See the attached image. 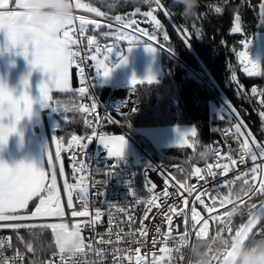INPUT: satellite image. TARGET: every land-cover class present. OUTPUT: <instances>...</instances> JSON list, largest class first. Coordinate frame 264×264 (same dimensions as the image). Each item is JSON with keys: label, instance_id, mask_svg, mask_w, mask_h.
<instances>
[{"label": "built area", "instance_id": "2783aa9c", "mask_svg": "<svg viewBox=\"0 0 264 264\" xmlns=\"http://www.w3.org/2000/svg\"><path fill=\"white\" fill-rule=\"evenodd\" d=\"M73 15L75 17L84 15L85 18L121 27L102 17L87 14L75 8ZM75 24L78 28V19ZM89 37L90 35L85 32L82 35L77 32L75 38L79 42L75 51L80 55L74 64L79 87L90 86L89 92L85 94V105L88 111L84 115V125L90 130L89 137L92 139L89 142V137H80L81 142L86 146L79 149L74 143L69 147L72 137H79L78 135L72 134L69 138H59L60 153L65 156L69 165V184L77 185L83 177L80 187L73 189V207L76 210H84L82 204L86 201L90 213L89 217L72 218L70 216L71 209L67 208L66 195L63 192L67 216L62 220L69 223L70 227L73 222L89 221L81 230L85 248L83 252H79L75 256L60 253L57 249L44 264H135L136 255L144 256V264H151L154 256L158 264H192L193 257L190 249L199 239L210 237L217 232H219L217 235L231 239L235 231L238 230L239 224L249 218L251 212L257 211L261 203L264 202V194L257 192L254 195L250 192L243 198L233 200L232 204L221 206L219 203V200L226 196L223 188L240 179H243L242 185H246L244 179H248L249 183H254V188H258L259 178L264 175V172L258 171L257 180L252 181L250 170L264 164V158L258 156V159L253 162L250 156H244L243 163H240L242 159L241 145L245 139H248L249 145L254 151L258 152L259 149L253 144V139L248 135L249 132L244 128L241 120L232 111L230 103L221 99H219L221 105L214 107L212 120L224 122L225 126L218 135L211 138L208 160L188 169L183 163L175 162L178 158L166 162L165 158H157L150 154L144 147L136 143L126 129L117 124V116H121L120 113L129 115L140 110L142 103L135 88L117 86L108 89L104 95H101L94 84L96 76L91 62V48L94 46L109 53L112 57L118 55L119 52L104 41L88 45ZM109 48L111 51L108 50ZM81 59L83 64L80 63ZM81 68H83V72H81ZM93 102L97 104L95 109L91 108ZM43 116L46 118V112H43ZM222 116L225 118L221 119ZM238 124L241 126V132L244 133L242 136L236 133ZM106 127L117 129L126 135L137 146V150L141 154L140 158L138 160L119 159L117 168L112 169L113 164L117 163L116 158L109 157L107 149L99 144V138L106 131ZM54 128H57L56 125ZM259 142L264 145V139ZM227 157H231L237 163L230 164ZM218 161L220 164L229 163L230 170L226 174L220 167H213L212 171L216 175L214 177L206 176L204 180H200L192 174L193 170L198 167L202 170L203 175L207 172L209 165H216ZM81 162H84L85 165L83 169H81ZM178 182L193 187L195 191L189 196L186 191L180 188ZM153 184L155 188L151 187ZM217 185H220L219 189H217ZM81 188L84 189V200L78 197ZM200 192L207 193L201 197L205 201L204 205L195 201V196ZM153 197L157 198L156 202L159 207L154 205L150 207L147 203ZM185 198L189 201L187 205L183 203ZM213 199L216 200V205L212 213H209L205 205L211 206ZM252 205H256V208L253 209ZM173 206L183 214L180 216L171 214V224H169L165 217L170 214L169 209ZM193 206L196 207L202 218L209 220L208 234L199 238L192 230L191 208ZM233 207L236 211L231 220L223 226L210 219L212 215L225 216L226 211H232ZM97 209L100 210L101 217L93 224L90 221L95 219ZM146 216L147 219H145ZM129 217H132L133 220L130 221ZM229 226L233 229L231 234L221 230ZM198 227L199 225H197V230ZM157 228H159V232L155 231ZM144 229L147 230L146 238L139 235ZM186 229L188 236L181 239ZM132 233L135 235L130 236L129 234ZM165 236L168 237L167 240L164 239ZM232 246L233 243L231 248ZM161 248H167L170 251L161 252ZM137 249H139L138 252ZM114 253L115 255H113ZM129 253H135L130 260L128 259ZM120 255H123L125 259L120 261ZM0 264H29L24 253L10 252L8 240L2 233H0ZM214 264H216L215 260Z\"/></svg>", "mask_w": 264, "mask_h": 264}, {"label": "trees", "instance_id": "16d2710c", "mask_svg": "<svg viewBox=\"0 0 264 264\" xmlns=\"http://www.w3.org/2000/svg\"><path fill=\"white\" fill-rule=\"evenodd\" d=\"M82 1L104 12L106 19L111 21H115L117 16L133 14L136 10L153 11L156 14L162 31L155 35L149 30L148 34L157 36L154 40L171 54L163 49L158 50L157 80L152 84L144 83L135 87L142 103L140 110L117 116V120L121 127L127 126L132 130L174 125L194 126L195 149L165 152L168 156L166 162L178 158L175 162L183 163L191 169L193 165L208 159L211 138L218 135L225 126L223 122L212 120L213 108L221 105L219 99L230 103L233 112L241 117L257 141L264 139V60L262 74L253 76L249 74L245 57L240 56L241 52L250 55L248 44L262 31L259 12L261 0H197V7L190 11H186L185 5L178 0H159L158 3L157 0ZM96 22L100 24L97 29L90 25L84 32L96 41L112 43L117 40L114 35L106 34L109 24ZM237 27L239 30H234ZM78 89L74 69L72 89L50 93L48 108L51 119L58 124V136L68 138L77 134L85 138L90 135L84 125L86 98ZM98 91L101 95L106 93V90L100 88ZM61 158L67 181L68 161L64 156ZM47 166L51 175L48 161ZM242 181L240 179L223 188L224 194L233 200L247 196L250 189L254 188V183L242 185ZM47 193L45 191L34 198L17 214L23 216L31 213ZM19 224L25 226L0 228V233L8 240L10 252L24 253L29 264H44L57 250L52 229L44 223ZM260 239H264V223L249 243ZM29 247L32 251H29Z\"/></svg>", "mask_w": 264, "mask_h": 264}, {"label": "snow or ice", "instance_id": "6c2138e0", "mask_svg": "<svg viewBox=\"0 0 264 264\" xmlns=\"http://www.w3.org/2000/svg\"><path fill=\"white\" fill-rule=\"evenodd\" d=\"M29 0H0V33L3 34L4 40L7 45V50L12 52L15 49L16 55H22L28 63L31 65L33 69H39L43 72L45 79L39 85V95L34 100L29 94V79L27 77L22 81L23 90L17 92L16 90L10 89L7 84H5L2 80H0V144H6L9 136L17 131V124L24 117H31L33 114V104L39 103L41 107L48 108V101L50 100L49 92L51 87H57L60 91H69L70 89V71L76 63V58L79 57L80 53L77 51H73V46L78 45V39L74 38L77 36V32L79 34H83L85 31V26L88 24H96V22L86 20L84 15H80L79 17H75L74 15L64 21H58L53 26H48L43 23L37 24L34 23L30 14L24 10V4L28 3ZM159 0H157V3ZM76 9H86L90 13H95L98 17H103L105 15L104 12L99 11L95 7H91L88 4H82L80 0H74ZM19 9V10H18ZM219 11V9H217ZM146 16H152L151 12L145 13ZM79 20V27L76 28L75 22ZM155 20V17H152ZM117 21L121 20V17H116ZM159 22L157 21V24ZM99 27V25H96ZM236 31L239 30L237 27L234 29ZM147 35V33H145ZM149 39H154V37L149 36ZM93 38L89 37L87 39V44H94ZM147 50L150 52H156V49L151 45L146 46ZM132 47H129L127 51H131ZM4 47L0 46V51H3ZM111 51V49H108ZM97 51L99 49L97 48ZM119 52V50H117ZM247 53L241 52V57H247ZM92 60H97L96 56L91 57ZM108 58L105 57V60ZM112 59H118L119 63L112 66H107L104 61H97L96 67L99 71L102 69V75L104 77H109L114 69V67H119L120 64L127 63V56L123 53L115 55ZM80 63L83 64V60H80ZM79 66V65H77ZM83 72V68L80 69ZM250 75L256 74L253 72L249 73ZM153 77L149 76L147 78V83L152 84ZM137 83H143V80L138 81L135 76H133L131 80V84L135 85ZM89 87L81 86L78 89L81 95H85L86 92H89ZM255 92V89H253ZM264 95V94H262ZM94 100V99H93ZM97 104L95 102L92 103L91 108L95 109ZM55 111V109H52ZM85 111H88V108L85 106ZM135 110L134 108L132 109ZM124 115V113H120ZM7 116V121L4 120V117ZM225 117L222 116L221 119ZM236 133L240 136L244 135L241 132V126L238 124L236 127ZM187 135V133H185ZM192 135H195V129L192 130ZM248 135H251L250 133ZM89 142H91V137L88 138ZM101 143H103L107 148V153L109 157L116 158L117 163L113 164L112 169L117 168L119 159L122 158L126 146V140L123 136L108 138L104 137L99 138ZM182 143H186V140L181 138ZM253 144H255L256 148L259 149L258 152L254 151L253 148L249 145L248 139H245L241 145L242 147V159L240 163H243L244 156H250V159L255 162L258 159V156L264 158V145L256 144L253 139ZM75 144L79 149L85 148L81 142L80 137L73 136L72 141L69 144V147L72 144ZM60 145H57L56 158L59 159ZM230 164L235 165L237 161L232 160L231 157L226 158ZM48 163L52 164V157L49 154ZM84 162H81V169L84 168ZM213 167H220L223 169V172L226 174L230 168L229 163L220 164L219 161L216 165H209L207 172L202 175V170L200 168H195L193 170V175L196 176L200 180H204L206 176L214 177L216 175L215 172L212 171ZM78 169V170H81ZM234 170V169H232ZM61 174L63 173V166L61 165ZM251 178L252 181L257 180V172H264V164L253 167L251 170ZM247 175V174H244ZM242 178V177H238ZM46 174L42 167H37L32 163L20 162L15 167H10L6 162L0 159V221L6 220H24L25 217L17 214L18 209H24L28 206L30 200L35 196L41 195L43 192L47 191V197H41L39 205L36 207L35 211L31 213L32 217L39 216H55V217H63L65 215L64 206L61 204L60 197L57 191V176L55 172L51 175V184L50 186L46 185ZM83 183V177L78 182L77 185H71L65 183L64 187L67 190V208L71 209L70 216L72 218L77 217H89L90 213L88 211V204L85 201L82 204L84 210H76L73 207V189L76 187H80ZM95 184V182L93 181ZM180 188L188 193L189 196L193 194L195 189L193 187H189L183 182H178ZM230 183V182H229ZM245 184H249L248 179H244ZM152 188H155V185H151ZM220 185H217V189H219ZM250 192L255 194L257 192L264 194V175L260 176L258 188H251ZM134 195V193H132ZM206 192H200L195 196V201H199L200 204L204 205L205 201L201 197L206 195ZM102 195V193H101ZM78 197L81 200H84V189L81 188V192L78 193ZM157 198L153 197L151 201L147 203L151 206L159 207V204L156 202ZM188 199L185 198L183 203L185 205L188 204ZM221 206L226 204H232L233 200L228 196L223 197L219 200ZM216 205V200L213 199L212 205H205L208 209L209 213H212L213 208ZM126 207V206H125ZM252 208L255 209L256 205H252ZM236 211L235 207H233L232 211H226L225 216L220 215H212L210 219L212 221H217L219 225L223 226L226 222L231 220L233 213ZM169 215L165 217L169 224H171V214L176 216H180L183 213L177 211V208L173 206L169 209ZM264 215V202L261 203L258 211L251 212L249 214V218L246 223H242L238 230L235 231L234 235H232L231 240L233 243L232 248L227 250L224 254V257H214L216 264H225V261L228 258H234L236 254V248L246 244V241H249V234L253 232L254 227L260 221L261 216ZM101 217V212L99 209L95 212V219L91 220V223H95ZM147 219V216L145 217ZM129 220L132 221L133 218L129 217ZM191 221H192V230L195 233L197 238L204 236L206 233L208 234L209 229V220L202 218L200 213L197 211L196 207L191 208ZM89 221L83 222H73L71 227L69 223H59V224H50L47 227H50L56 235V244L59 247V236L58 233L63 231L68 236H73L75 234L81 235V230L85 227ZM111 223V222H110ZM197 225H199L197 230ZM25 225L17 224L13 225V227L20 228ZM222 231H225L229 234L233 232V229L229 226L227 228H222ZM146 229L141 231L139 235L144 236L146 238ZM156 232H159V228L155 229ZM219 234V232H217ZM130 236L135 235L134 233L129 234ZM188 236V230L186 229L184 232V236L181 239H184ZM119 239V237H117ZM165 240L168 239L167 236L164 237ZM83 241V238H82ZM142 243V242H141ZM155 243V241H153ZM91 247V245H88ZM85 248L84 241L82 242V247L79 252H83ZM29 251H32L31 247H29ZM139 249H137V252ZM161 252L170 251L167 248H161ZM59 252L64 253L63 248L59 247ZM115 255V253L113 254ZM132 255L135 253H129L128 259L130 260ZM63 260L64 257L62 256ZM125 257L123 255L119 256V260H124ZM135 264H144V256L136 255ZM151 264H158L155 256L153 257Z\"/></svg>", "mask_w": 264, "mask_h": 264}, {"label": "crops", "instance_id": "0c3cea01", "mask_svg": "<svg viewBox=\"0 0 264 264\" xmlns=\"http://www.w3.org/2000/svg\"><path fill=\"white\" fill-rule=\"evenodd\" d=\"M30 3L43 4L44 15H54L55 14V5L57 0H29ZM74 2V1H73ZM82 4L89 3L80 0ZM93 7L92 5H90ZM76 9V8H75ZM19 10V9H18ZM87 14L95 15V13H90L86 9H77ZM259 12L261 16L262 23V31L258 32L253 41L248 44L250 48V55L245 57L248 64V71L253 72V76H259L262 74V62L264 60V0H261L259 4ZM34 23H43L42 20H35L33 15L29 13ZM129 15L119 16L121 20L127 22ZM125 23H121L124 27ZM127 27V26H126ZM143 29V28H142ZM138 33V34H137ZM135 35H139L137 32ZM134 35V36H135ZM149 36L153 37L151 34H147V36L143 37L144 40H137L134 37H131L130 40L126 41L123 39L114 40L111 45L119 50V53H123L127 56V63L120 64L119 67H114L111 75L109 77H104L102 75V69L99 71L96 67L97 61H104L107 66H112L119 63V60L112 59L113 57L104 51H97L95 47L92 48V56H96L97 60H92V65L94 68V74L96 75L95 84L97 88L102 90H108L117 86H132L136 87L139 84L147 83V78L149 76L153 77V81L155 82L158 78V66H159V55L158 50L160 49L156 44L154 39H149ZM136 37V36H135ZM75 38V37H74ZM96 41V40H95ZM148 45H151L156 49V52H150L147 50ZM0 46L4 47L3 51H0V80H2L10 89L16 90L17 92L23 90L22 81L25 77L29 79V90L28 94L36 100L39 95V85L45 79L43 72L39 69H33L31 65L28 63V60L24 58L22 55H16L15 49L12 52L7 50V45L4 40V36L0 33ZM129 47H132L131 51H127ZM75 46H73V51ZM105 57L108 59L105 60ZM74 65L70 71V89H72V73H73ZM135 76L138 81L143 80V83H137L135 85L131 84V80ZM153 82V83H154ZM60 91L57 87H51L49 92V96L51 92ZM43 108L39 103L33 104V114L29 117H24L17 124V131L12 133L6 144H3V150L7 155V159H2L6 162L10 167H15L20 162L32 163L37 167H42L46 174V185L50 186L51 184V175L48 172V166L46 161V156L50 150V143L47 138V128L44 126L43 120L40 118V112ZM4 120L7 121V116L4 117ZM192 126V125H186ZM194 127V126H193ZM113 128L106 127V131L100 137L115 138L123 136L121 134H112L106 132L110 131ZM147 129V128H144ZM185 129L186 132L192 134L193 128H178ZM120 132V131H119ZM126 140V146H133L138 149L136 145H134L130 139L124 135ZM134 139V138H133ZM136 141V140H135ZM137 143V142H136ZM99 144L101 147L106 146L101 143L99 139ZM138 144V143H137ZM49 145V147H48ZM140 145V144H138ZM125 146L124 154L120 159H127L130 157V151ZM9 154L11 157H9ZM156 157V156H155ZM159 158V157H157ZM37 196L33 197L36 198ZM32 199V200H33ZM30 200L29 203L32 201ZM28 203V204H29ZM21 210V209H18ZM17 210V211H18Z\"/></svg>", "mask_w": 264, "mask_h": 264}, {"label": "rangeland", "instance_id": "374dc122", "mask_svg": "<svg viewBox=\"0 0 264 264\" xmlns=\"http://www.w3.org/2000/svg\"><path fill=\"white\" fill-rule=\"evenodd\" d=\"M145 13H148V12H141L140 10H136L133 14H130L128 16V19H127L126 23L124 22V20L117 21L115 19V21H114L115 24L118 25V24H121V23H125L127 28L131 29V31L127 30L126 26H125V29H124V28H121V27L117 28L115 25H109L108 26V31H106V34L107 35H111V34L114 35L117 38V40L118 39H120V40L123 39V40L128 41V40H130L131 37H134L137 40H144L145 41V39L143 37L147 36V35H145V33L148 34L149 30H151L150 32L151 33L153 32L155 35L158 33V31H162V27H161L160 23L157 24L158 20L156 18V14L153 11H151L152 16H146ZM152 17H155V20H153ZM85 19L93 21V19H89V18H85ZM97 24L100 25L98 22H96V24H88V25L85 26V29L89 28L90 25H92L93 27H95L97 29L98 28L96 26ZM150 26H151L152 29H150ZM137 32H139V35H135ZM153 37L156 38L157 36H153ZM159 48L163 49L164 47L162 45H160ZM46 114L48 116L47 120L50 122V124H54L53 120L50 117V112H47ZM40 116H41V112H40ZM40 118L42 119V116ZM240 119H241V117H240ZM43 122H44V120H43ZM242 122L244 123L243 120H242ZM117 124L121 126L120 123H117ZM44 126L46 128L45 122H44ZM244 126L248 130V132L251 134V137L255 140V138L253 137L251 131L249 130V127L245 123H244ZM123 127H124V129H126L129 132L131 137H133L138 144H140V145L141 144H149L150 147L146 146L144 148L150 154H152V155H154L156 157H159V158H162V155L164 156L163 158L168 157V156H166L167 154H165V152H169V151L186 152V151H188V149H195V145H196V139H195V137H196V129L193 126L174 125V126L149 127L147 129L143 128V129L134 130V133L132 132V129H129V127H127V126H123ZM178 128H193V129H195V135H192L189 132H186L185 129L181 130V129H178ZM107 133H112V134L117 133V134L123 135L121 132L116 131L115 129H111L110 131L106 132L105 135ZM185 133H187V135H185ZM47 138H48V135H47ZM181 138L183 140H186V143H182L181 142ZM52 139H53V142H52ZM52 139L50 141L49 138H48V141H49V143H51V147H52V143H54L55 154H56L57 145L59 144V141H58L57 136L54 133H52ZM255 142H256V144H260L261 145V143H259L258 141L255 140ZM48 147H49V145H48ZM51 147H50V150H49L47 155L48 156H49V154L51 155L52 164L50 165L48 163V165H49V168L51 169V175L53 174V172H55V174L57 176V181H56L57 191H58V194H59V197H60L61 204L64 206L65 215L63 217H65V216H67V209H66L65 202H64V199H63V196H62V193H61V181H60L59 174L57 172V164L55 162L54 153L52 152ZM126 147L130 151V155H129L130 157H128V158L133 159V160H138L140 158L141 154L139 153V151L136 148H134L133 146H131V148L129 146H126ZM48 156H47V161H48ZM0 157L3 158V159H7V155H6L5 151L3 150V144H0ZM9 157H11L10 154H9ZM55 157H56V155H55ZM57 163H58V167L60 169H61V165L63 166V171H64V163H63V159L61 158V156L57 160ZM62 179L64 181V185H65V183L69 184L68 179L66 181V176L64 175V173H62ZM64 189H65V187H64ZM65 192H66V195H67V190L66 189H65ZM47 195L44 196V197H47ZM230 199H232V198H230ZM39 203H40V200H39L38 204L36 205V207L39 205ZM36 207L34 208V210L32 212L35 211ZM31 213L23 215V217L26 218L24 220H19V221H13V220L0 221V228H8V227H11L14 224H19V223H44L46 225L66 223V222L62 221L63 217H55V216H51V217H47V216L32 217ZM247 220H248V218L245 219L243 223H246ZM10 222H11V224H10ZM6 223H7V225H4ZM241 224H239V227H240ZM239 227H238V229H239ZM54 235H55V233H54ZM55 241H56V235H55ZM57 249H59L58 245H57Z\"/></svg>", "mask_w": 264, "mask_h": 264}, {"label": "clouds", "instance_id": "9594fccd", "mask_svg": "<svg viewBox=\"0 0 264 264\" xmlns=\"http://www.w3.org/2000/svg\"><path fill=\"white\" fill-rule=\"evenodd\" d=\"M185 5L186 11L197 7V0H178ZM75 4L73 0H57L54 15H44V5L36 3L24 4V10L31 13L35 20H42L48 26L55 25L58 21H64L74 14ZM40 24V23H37ZM59 247L64 253L75 256L82 247V237L80 234L68 236L63 231L58 233ZM232 240L214 234L207 238L199 239L190 249L193 257L192 264H214V257H224L227 250L231 248ZM225 264H264V239L256 240L249 244H244L237 248L235 259L228 258Z\"/></svg>", "mask_w": 264, "mask_h": 264}, {"label": "water", "instance_id": "95a60500", "mask_svg": "<svg viewBox=\"0 0 264 264\" xmlns=\"http://www.w3.org/2000/svg\"><path fill=\"white\" fill-rule=\"evenodd\" d=\"M132 132L134 133V130H132ZM57 172H58V174H59V176H60V171L58 170V167H57ZM60 180H61V177H60ZM263 223H264V215L261 216V219H260V221L257 223V225L254 227L253 232L249 234V236H250L249 241L251 240V237L253 236V234L256 233V232L259 230V228L263 225ZM249 241H246V244H248ZM241 246H242V245H241ZM239 247H240V246H239ZM237 248H238V247H237ZM237 248H236V254H235V257H234L233 259H235L236 256H237Z\"/></svg>", "mask_w": 264, "mask_h": 264}]
</instances>
